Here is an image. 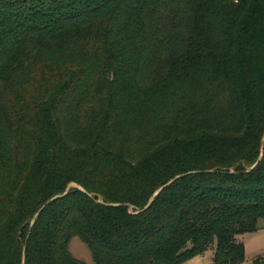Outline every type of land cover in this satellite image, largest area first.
I'll return each mask as SVG.
<instances>
[{
    "label": "trees",
    "instance_id": "trees-1",
    "mask_svg": "<svg viewBox=\"0 0 264 264\" xmlns=\"http://www.w3.org/2000/svg\"><path fill=\"white\" fill-rule=\"evenodd\" d=\"M261 217L264 0H0V264H244Z\"/></svg>",
    "mask_w": 264,
    "mask_h": 264
},
{
    "label": "rangeland",
    "instance_id": "rangeland-1",
    "mask_svg": "<svg viewBox=\"0 0 264 264\" xmlns=\"http://www.w3.org/2000/svg\"><path fill=\"white\" fill-rule=\"evenodd\" d=\"M70 186H75L70 184ZM257 230L254 232L238 235V239L245 246L244 264H249L254 258L261 255L264 249V217L257 220ZM71 254L84 261L86 264H95L87 246L77 237H72L69 242ZM214 255V245L210 246L205 253L188 259L185 264H211Z\"/></svg>",
    "mask_w": 264,
    "mask_h": 264
}]
</instances>
